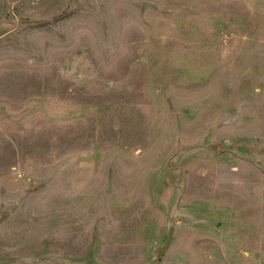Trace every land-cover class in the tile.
<instances>
[{"label":"rangeland","instance_id":"obj_1","mask_svg":"<svg viewBox=\"0 0 264 264\" xmlns=\"http://www.w3.org/2000/svg\"><path fill=\"white\" fill-rule=\"evenodd\" d=\"M0 264H264V0H0Z\"/></svg>","mask_w":264,"mask_h":264}]
</instances>
